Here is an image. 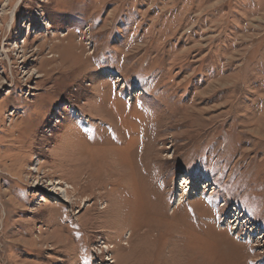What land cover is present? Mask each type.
<instances>
[{"label": "rangeland", "instance_id": "obj_1", "mask_svg": "<svg viewBox=\"0 0 264 264\" xmlns=\"http://www.w3.org/2000/svg\"><path fill=\"white\" fill-rule=\"evenodd\" d=\"M0 264H264V0H0Z\"/></svg>", "mask_w": 264, "mask_h": 264}, {"label": "bare ground", "instance_id": "obj_2", "mask_svg": "<svg viewBox=\"0 0 264 264\" xmlns=\"http://www.w3.org/2000/svg\"><path fill=\"white\" fill-rule=\"evenodd\" d=\"M189 183H190V182H188L187 179L184 181V185H189ZM186 188H188V186H187ZM204 190L207 191V186L204 187ZM113 201H114V200H113ZM182 203H184V202H183L182 200H180V202H179V206H180ZM182 205H183V204H182ZM238 220H239V219H237L236 221H238ZM87 241H88V240H87ZM78 249H79V248H78ZM106 249L109 250V248H107V247H106ZM90 252H91V250H90ZM116 262H117V261H116ZM114 263H115V262H114Z\"/></svg>", "mask_w": 264, "mask_h": 264}]
</instances>
